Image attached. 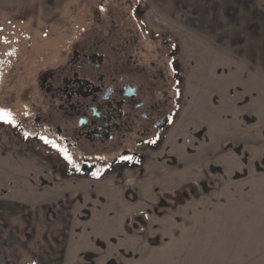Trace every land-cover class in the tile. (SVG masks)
<instances>
[{
  "label": "rangeland",
  "instance_id": "obj_1",
  "mask_svg": "<svg viewBox=\"0 0 264 264\" xmlns=\"http://www.w3.org/2000/svg\"><path fill=\"white\" fill-rule=\"evenodd\" d=\"M37 1L31 34L0 35V110L11 119L0 120V264H60V253L66 264H264V79L257 68L261 79H248L244 59L238 74L232 36L207 20L214 0H131L154 69L174 79L173 116L154 142L105 155L95 177L68 173L62 147L25 141L29 120L18 122L37 93L26 78L93 26L92 11L130 7ZM221 1L210 14L226 19Z\"/></svg>",
  "mask_w": 264,
  "mask_h": 264
},
{
  "label": "flooded vegetation",
  "instance_id": "obj_2",
  "mask_svg": "<svg viewBox=\"0 0 264 264\" xmlns=\"http://www.w3.org/2000/svg\"><path fill=\"white\" fill-rule=\"evenodd\" d=\"M124 3L129 12L113 11L110 3L103 13L92 11L93 26L26 78L34 79L37 93L29 117L18 122L29 120L25 141L36 143L44 135V142L62 147L73 175H100L105 155L152 143L173 116L174 79L154 69L149 31L140 27L132 1ZM8 79H17L14 71Z\"/></svg>",
  "mask_w": 264,
  "mask_h": 264
},
{
  "label": "crops",
  "instance_id": "obj_3",
  "mask_svg": "<svg viewBox=\"0 0 264 264\" xmlns=\"http://www.w3.org/2000/svg\"><path fill=\"white\" fill-rule=\"evenodd\" d=\"M152 1H154V3L159 1L165 2L164 0ZM189 1L190 0L187 2L189 3ZM227 1L232 6V9L229 10V12L223 13L225 14L226 19L222 17V13H218L217 11V13H214L213 15L210 14V10H216L217 6L219 5L220 7L222 4L221 0H214L209 7L205 6L207 7V20L210 22L214 21L216 32L219 30L220 32H226L225 30H227V33H230L232 36L230 43V51L232 53L231 60L235 63L234 65L237 66V69H241L240 71L237 70L238 74L241 75L242 70H244L242 67L243 63H241L242 59H244V61L247 62V68L253 69L249 71L248 74L250 75L247 74L248 79L251 76H256V79H261L259 76L261 73L262 79H264V11L257 6L258 4L256 5V0ZM37 2V0H0V35L9 36L16 33L26 35L31 34L29 31L30 28H27L29 23L26 22V18L29 20H37L39 18L35 15L36 12L31 11L32 8L30 10V8L27 7V4L30 7L31 4ZM198 5H200V3H198ZM203 7L200 5V8L204 11ZM28 11L32 12L33 15L26 16L25 14L28 13ZM204 15L205 12L203 16ZM223 22L224 25L225 23H229L230 28L221 29L219 26H223ZM35 30L36 32H40L39 28H35ZM251 37H259L260 39ZM215 41L218 46H220V51H224V49L221 48L222 41L220 42L217 38H215ZM239 44H241V47ZM255 68L262 69V72L256 75L254 71ZM260 227L264 228V225ZM261 254L263 256L261 257L264 260V247L257 253V255ZM53 256L57 257L54 258ZM53 256L51 257L54 260L60 261V264H66V259H73L71 257H66L64 253H60L58 255L53 254Z\"/></svg>",
  "mask_w": 264,
  "mask_h": 264
},
{
  "label": "snow or ice",
  "instance_id": "obj_4",
  "mask_svg": "<svg viewBox=\"0 0 264 264\" xmlns=\"http://www.w3.org/2000/svg\"><path fill=\"white\" fill-rule=\"evenodd\" d=\"M0 120H4L6 122H11L10 114L6 111L0 110ZM41 139H44V138L42 137ZM152 142H154V141H152ZM45 143H50V144H52L53 147H56L55 143L52 141L45 140ZM65 159H69V162H71L70 157H68L66 153H65ZM125 159H130V158L125 157Z\"/></svg>",
  "mask_w": 264,
  "mask_h": 264
}]
</instances>
